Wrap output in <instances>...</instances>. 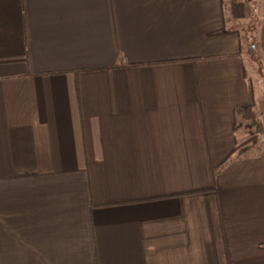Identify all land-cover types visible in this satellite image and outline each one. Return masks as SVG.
<instances>
[{"label": "crops", "instance_id": "obj_1", "mask_svg": "<svg viewBox=\"0 0 264 264\" xmlns=\"http://www.w3.org/2000/svg\"><path fill=\"white\" fill-rule=\"evenodd\" d=\"M231 3L0 0V264H264Z\"/></svg>", "mask_w": 264, "mask_h": 264}, {"label": "rangeland", "instance_id": "obj_2", "mask_svg": "<svg viewBox=\"0 0 264 264\" xmlns=\"http://www.w3.org/2000/svg\"><path fill=\"white\" fill-rule=\"evenodd\" d=\"M248 2H252L253 5H256V19L254 16L255 21L264 20V0H248ZM230 0H226V9L228 12L229 20L233 21L236 19H233L230 14ZM253 15V14H252ZM252 15L250 17H252ZM249 17V18H250ZM252 18L251 19H241L234 23H231L234 25L233 27L240 29L243 36L246 34V30L249 29V32L247 31L248 35L250 36L252 33H254V40H256V33L255 30L253 32V28H250L252 26ZM251 38V37H250ZM252 40V39H251ZM254 43V41H253ZM251 46V45H250ZM251 53L255 55V50L250 49ZM244 57L246 59V47L244 49ZM258 62L256 63V61ZM254 60L255 61V69L251 70V85L254 86L257 90V93L255 92V96H257V101L259 100L260 104L263 105L264 103V68L261 66L263 64L260 62L259 59ZM251 86V88H252ZM259 109V105L257 106V111ZM260 115V112L258 113ZM250 122V121H249ZM247 120L241 121L240 123V136H241V142H240V149L247 150V153H258V152H264V136L259 134L257 132V128L254 125H250Z\"/></svg>", "mask_w": 264, "mask_h": 264}, {"label": "trees", "instance_id": "obj_3", "mask_svg": "<svg viewBox=\"0 0 264 264\" xmlns=\"http://www.w3.org/2000/svg\"><path fill=\"white\" fill-rule=\"evenodd\" d=\"M231 9H232V14L235 18H249L252 15L251 5L248 2V0H232ZM223 32L224 30L215 31L212 33V35L221 34ZM122 62H124V59L122 56H120L119 61L115 63L114 66L116 67L118 65H122L123 64ZM253 106H254V102L251 93L250 99L247 102L237 106L235 109V113L239 114L243 119L249 120L250 125L256 126L258 130L257 132H259L262 127L255 118V114L253 112Z\"/></svg>", "mask_w": 264, "mask_h": 264}]
</instances>
